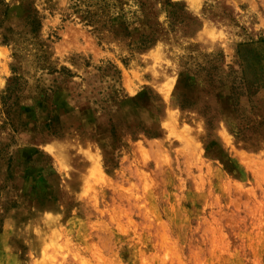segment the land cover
Wrapping results in <instances>:
<instances>
[{
    "label": "rangeland",
    "instance_id": "374dc122",
    "mask_svg": "<svg viewBox=\"0 0 264 264\" xmlns=\"http://www.w3.org/2000/svg\"><path fill=\"white\" fill-rule=\"evenodd\" d=\"M0 264H264V0H0Z\"/></svg>",
    "mask_w": 264,
    "mask_h": 264
}]
</instances>
